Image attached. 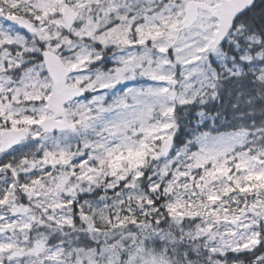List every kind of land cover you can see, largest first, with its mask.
I'll return each instance as SVG.
<instances>
[{"label":"snow or ice","instance_id":"1","mask_svg":"<svg viewBox=\"0 0 264 264\" xmlns=\"http://www.w3.org/2000/svg\"><path fill=\"white\" fill-rule=\"evenodd\" d=\"M0 264H264V0H0Z\"/></svg>","mask_w":264,"mask_h":264}]
</instances>
